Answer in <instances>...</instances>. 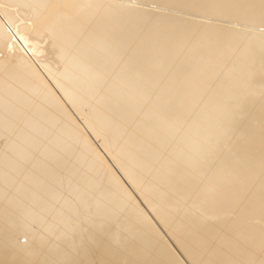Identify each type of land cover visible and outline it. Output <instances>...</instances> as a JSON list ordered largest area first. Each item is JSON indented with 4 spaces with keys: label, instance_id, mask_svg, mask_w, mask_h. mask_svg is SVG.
<instances>
[{
    "label": "bare ground",
    "instance_id": "6f19581e",
    "mask_svg": "<svg viewBox=\"0 0 264 264\" xmlns=\"http://www.w3.org/2000/svg\"><path fill=\"white\" fill-rule=\"evenodd\" d=\"M0 52V264H264V0H0Z\"/></svg>",
    "mask_w": 264,
    "mask_h": 264
},
{
    "label": "rangeland",
    "instance_id": "374dc122",
    "mask_svg": "<svg viewBox=\"0 0 264 264\" xmlns=\"http://www.w3.org/2000/svg\"><path fill=\"white\" fill-rule=\"evenodd\" d=\"M153 3H151V6L150 7H153V8H156V6H158L157 4H153ZM156 5V6H155ZM155 6V7H154ZM158 8H159V6H158ZM2 54V52H0V55ZM17 239H19V240H21L22 242H25V239H26V237L25 236H23L22 234H17Z\"/></svg>",
    "mask_w": 264,
    "mask_h": 264
}]
</instances>
